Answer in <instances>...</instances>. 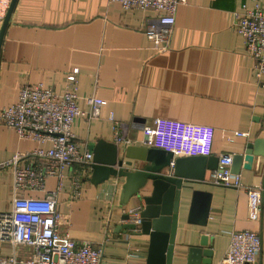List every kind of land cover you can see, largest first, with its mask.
Listing matches in <instances>:
<instances>
[{
  "label": "crops",
  "instance_id": "0c3cea01",
  "mask_svg": "<svg viewBox=\"0 0 264 264\" xmlns=\"http://www.w3.org/2000/svg\"><path fill=\"white\" fill-rule=\"evenodd\" d=\"M242 5L252 3L187 0L177 9L169 48L155 52L143 32L154 17L151 11L125 10L108 0H16L0 44V110L15 103L22 87L43 83L61 92L66 75L74 74L78 106L86 113L72 130L82 152L92 153L98 140L115 144L107 119L112 112L135 146H141L143 127L162 118L211 127L210 156L243 154L247 143L264 140V78L260 85L244 40L235 31L234 14ZM90 97L106 101L95 120L88 117ZM233 132L247 136L229 141ZM37 148L36 142L0 124V165ZM27 157L20 166L31 161ZM208 174L203 184L182 187L171 264H191L188 248L198 245L202 236L208 239L211 264H217L227 250L229 234L243 230L259 235L257 264H264V158L245 156L239 173L244 186L261 189V212L255 222L248 220L246 192L213 185ZM90 176L87 166L64 169L56 202L60 234L101 250V264H146L149 236L119 229L126 210L143 204L136 199L120 203L123 179L94 186ZM75 177L81 182L78 199L71 197ZM58 182L49 177L44 192L15 193L12 167L0 168V213L10 212L15 195L43 198L57 191ZM194 191L210 195L204 226L196 222V212L194 222L188 220ZM32 254L23 245L0 241V258L29 259Z\"/></svg>",
  "mask_w": 264,
  "mask_h": 264
},
{
  "label": "built area",
  "instance_id": "2783aa9c",
  "mask_svg": "<svg viewBox=\"0 0 264 264\" xmlns=\"http://www.w3.org/2000/svg\"><path fill=\"white\" fill-rule=\"evenodd\" d=\"M12 0H0V24L4 21ZM118 3L125 10L151 11L154 13L143 29L155 52L169 48L177 9L187 0H108ZM251 7L242 5L234 14L236 33L243 38L246 55L254 63L255 78L261 85L264 78V0H250ZM264 88V85H262ZM78 82L74 74L65 77L61 92L38 83L18 90L14 104L0 110V124L13 130L21 139L37 143L38 148L27 155L31 161L19 165L27 156L15 155L0 165L13 169V190L44 192V182L49 177L58 179L57 191L48 192L43 198L13 199L10 212L0 213V241L30 246L33 254L29 259L15 256L0 258V264H101L102 252L88 242H76L60 234L61 214L57 211V192L61 186L64 169L72 164L89 166L92 153L80 151L73 135L77 119L84 117L78 106ZM88 117H100L106 101L86 98ZM112 125L114 143L126 147L134 142L126 137V127L108 114ZM214 131L206 125L187 124L156 118L150 126L142 129L141 146L160 149L173 154L169 167H174L176 157L211 155ZM246 133L233 132L228 137H246ZM232 156L221 155L217 169L210 171L208 181L216 186L244 190L248 197V220H259L261 212V189L244 186L239 174L231 172ZM81 192L80 179L71 181V197L78 199ZM141 207L129 208L126 214L132 223L139 225ZM261 249L257 233L243 230L229 234V244L222 260L217 264H257Z\"/></svg>",
  "mask_w": 264,
  "mask_h": 264
},
{
  "label": "water",
  "instance_id": "95a60500",
  "mask_svg": "<svg viewBox=\"0 0 264 264\" xmlns=\"http://www.w3.org/2000/svg\"><path fill=\"white\" fill-rule=\"evenodd\" d=\"M16 0H12L0 31V44ZM264 158V140L255 139L247 143L243 154L232 157L231 172L240 173L244 157ZM172 153L144 146L129 145L123 149L113 143L98 140L88 166L91 176L88 181L98 186L110 179H123L120 203L128 205L132 199L141 202L139 225L132 223L128 214L122 216L124 232L149 236L146 264H171L179 204L183 185L203 184L206 172L217 169L219 157H177L170 168ZM148 195H143L144 190ZM209 194L192 193L189 222H194L196 212L198 225L204 226L209 209ZM262 198V197H261ZM208 239L202 236L198 245L188 248L191 264H211Z\"/></svg>",
  "mask_w": 264,
  "mask_h": 264
},
{
  "label": "rangeland",
  "instance_id": "374dc122",
  "mask_svg": "<svg viewBox=\"0 0 264 264\" xmlns=\"http://www.w3.org/2000/svg\"><path fill=\"white\" fill-rule=\"evenodd\" d=\"M23 247H25V248H29L30 250H31V252H33V248L32 247H30V246H23ZM32 256V255H31Z\"/></svg>",
  "mask_w": 264,
  "mask_h": 264
}]
</instances>
